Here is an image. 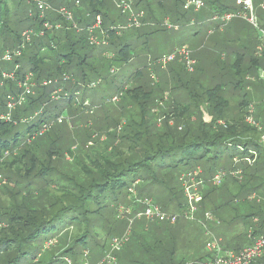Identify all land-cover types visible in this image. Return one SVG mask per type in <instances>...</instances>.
Listing matches in <instances>:
<instances>
[{
    "label": "trees",
    "instance_id": "obj_1",
    "mask_svg": "<svg viewBox=\"0 0 264 264\" xmlns=\"http://www.w3.org/2000/svg\"><path fill=\"white\" fill-rule=\"evenodd\" d=\"M46 1L53 7L65 6L71 9L74 20L81 28L87 27L96 16H100L102 27L109 33V46L103 49L90 46L86 31L76 33L72 29L68 30L67 24L52 13H47L43 19L39 18L36 8L25 0H0V115L7 114L8 97L17 94L16 81L21 80L26 73H31L37 84L34 87L35 93L28 97L25 104L11 112L9 120H0V174L9 185H13L4 186L0 191V195L4 192L5 195L2 196L13 200L12 205L7 207L0 203V264H22L30 254L31 244L42 236L48 238L40 249L31 251L32 260L54 250L56 253L52 254L47 264H55L61 257H69L73 264H80L78 258L83 259L84 251H104V245L99 246L97 243V228L106 229L107 225L110 224L111 227L113 223L114 226L122 224L123 231L125 230L126 221H118L116 216L119 204L123 203L128 209L136 205L128 189L135 190V186H138L137 197L153 201L156 198L162 203L159 206L166 210L173 204L171 196H175L171 189L172 183H176L182 172H189L197 167L201 169L206 184L213 187L205 199L215 201L211 213L216 224L223 226L227 222L220 217L222 206L219 201L224 200L225 207L230 204L255 203L258 213L245 217L249 219L246 239L251 243L249 231L253 235L262 234L264 145L261 138L264 136V105L257 107L243 102L237 117L225 118L227 102L219 96L217 89L201 95L194 94V98L188 97L187 101L181 99V102L169 97L164 101L165 90L156 94L152 87L159 82L161 86L168 84L160 79L159 70L153 69L156 83L147 70L139 68L131 74L129 80L119 85L117 82L120 75L110 74L113 67L123 72L130 61L141 60V56L146 61L145 65L149 59H157L159 56L147 53L151 47V38L180 30L191 33L192 37L199 35L201 30L196 31V26H188L191 21L198 23L213 15L236 12L240 8L235 6V0H202L204 9L198 14L184 11L182 0H170L174 8H166L163 0H133L135 11L144 13L141 21L145 25L139 29L122 30L120 33L114 29V20L107 16L108 2H112V7L116 10L114 2L117 0H80L81 8L73 7L71 0ZM14 3L16 9L11 15L10 7ZM178 7L183 14L178 13ZM259 11V28L264 31V11ZM165 19L172 25L179 26V31L162 27ZM45 21L51 24L61 23L63 27L60 30L45 31L42 37H33L25 46L21 57L12 63L1 61L6 51H12L20 45L23 31L39 32ZM248 40L251 46V40L254 39ZM255 40L258 43L255 55L259 56L261 41L257 32ZM106 52L113 56L111 60L105 57ZM255 60L253 64H257ZM16 65L19 67L15 70ZM183 69L180 64L175 69L172 64L167 67L168 75L179 84L171 85V95L188 89L190 81L183 78L182 73L186 72ZM14 70L16 81L5 82L2 74ZM63 76L70 80L61 83L62 95L57 102L51 101L53 88L43 87L41 84L45 80L60 81ZM109 79L115 81L111 96H101L102 105L93 104L94 94L89 91L97 87L91 89L90 85L100 81L99 86ZM114 95L118 96L116 106L111 102ZM88 99V107L83 106V102ZM161 101L164 103L159 106ZM204 104L206 108L208 106V116L212 119L209 125L201 120ZM95 106L102 111L106 110L103 113L106 122L115 124V128L121 125V132L115 141L117 145L97 158L86 155L84 151L68 150V154L72 156L70 159L74 171L67 172V175L50 166V160L58 154V149L53 151L49 145L42 156L35 155L37 145L40 146L43 138H48L51 144L50 138L54 140L58 131L34 137L41 124L63 117V112L67 118L72 119L81 118L84 111L91 116ZM250 106L254 108L253 120L256 127L244 122ZM222 117L228 123L224 127L217 126V119ZM158 119H161L160 123L157 122ZM66 120L68 121L64 119L60 125ZM169 120L173 121L172 125ZM180 123L182 128L178 126ZM42 159L44 164L40 162ZM218 172L225 173L224 180L213 186L208 181ZM47 174H53V182L45 180L49 177ZM32 188L37 193L28 194ZM43 189L47 191L42 192ZM18 192L19 197L15 198ZM124 195L129 197L130 202H124ZM219 196L221 198L217 199ZM258 197L261 198L260 201ZM202 198L204 201L203 196ZM164 224L167 225L168 222ZM153 226L155 229L150 231V228L143 225L142 234L148 231L150 236L155 233L159 236L162 229L157 228V225ZM49 240H54L55 244L45 250L44 245ZM252 264H264V255Z\"/></svg>",
    "mask_w": 264,
    "mask_h": 264
},
{
    "label": "rangeland",
    "instance_id": "obj_2",
    "mask_svg": "<svg viewBox=\"0 0 264 264\" xmlns=\"http://www.w3.org/2000/svg\"><path fill=\"white\" fill-rule=\"evenodd\" d=\"M163 1L165 2L164 4H166L165 5L166 8H170L172 6L174 8V5L173 3L171 4L170 0H163ZM262 2H263L262 0H257L254 5L258 19L260 13L259 5L264 4ZM15 4L16 3H14V5L10 7L9 14L13 12L15 8ZM235 6H237V8L238 7L240 8V5H238L237 0H235ZM108 8L109 10L107 12V16L114 20L116 27H122L124 25L123 24L124 16H122L118 11L114 10V8L112 7V2L110 3L108 2ZM177 9H178V13L183 14L180 7H178ZM185 15H190V14L185 13ZM260 23L261 22L259 19L258 21L259 27H260ZM211 27H202L200 34L195 37H192L191 33L182 30H180L179 32L166 33L162 37L159 36L160 37L159 39H161V41L159 40L158 43L155 42L156 46L154 45L153 47L148 49V52L147 51L145 52L154 55V57L160 56L161 54L164 53L168 54L172 52L174 49L180 47H183L191 52L192 57L195 59L197 64L195 66V72L193 74H186V72L184 71L182 73L183 78L185 80L187 79V81H190L187 85L188 88L187 90L178 91L179 95L182 97V101L183 99H186L184 101H187L188 97L194 98V94L201 95L202 93H205L206 91H209L211 89H217V93L219 94V96L223 97V99L227 102L226 105L227 111L224 116L225 118L237 117L238 112L240 111V105L243 102H249L251 104L256 105L257 107L263 106L264 83L262 81V71L264 69V56L255 55V53L258 52L256 48L258 43L255 40V37H256V32L259 34V31L256 30L250 24H248L246 21L241 19H234L227 27L222 29L213 30L214 28ZM232 31L241 32L242 37L246 36V38L249 37L250 39L251 38L254 39L251 40L252 41L251 46H249V40L244 41L242 37L239 36H236L235 38L234 35L232 34ZM106 54L111 55L110 53L108 54L107 52L104 55ZM140 58L141 60L138 61H130L124 68L123 72L113 67L115 73L112 75H116V76L120 75V77L118 78L119 82H117L118 85L121 82H125L129 80V77L131 76V74L135 72V70H137V68L143 71L144 70L148 71V68L146 69V66H148V64L145 65L146 61L142 59V56ZM250 59H252V61H250ZM254 60L255 62H257V64H253ZM178 65L179 64L175 62L172 64V67L175 69L177 68ZM155 69L159 70L158 67H154V70ZM3 80L5 82H9V81L14 82L9 79H3ZM114 82L109 79L101 83L99 86H97L96 89L89 91L90 93L94 94L93 100H95L94 101L95 103L93 104L98 106L102 105L103 100L101 99V96L105 94H109L111 96L110 92H111V88L113 87L112 85H114L113 84ZM170 85L177 86L179 84L178 81L175 80L171 82ZM162 86L161 83L159 82L157 85L152 87L154 88L155 90L154 92L156 94L164 92V90L165 92H168L170 90L168 85H165V88ZM83 103L84 105L85 104L89 105L90 104L89 99L85 100ZM117 104L118 102L114 103L115 106ZM205 104L202 105V109H203L202 112H204L203 115L201 116L202 121L204 118H207L206 115L208 116V110H207L208 106L206 108ZM105 111H106L105 109L102 111L101 109L95 106V109L92 111L94 112L93 115L90 116L88 115L89 112L84 111L82 112L81 115L82 117L78 119H72L71 117L67 118L66 113L63 112L62 115L63 118L68 119V121L66 120L67 122H65L63 125L54 126L51 130L47 132V134L51 131L52 133L53 132L55 133L58 129V131L53 137L54 140L50 138L51 144H49L50 142L48 141V138H43L44 140L40 142V146L37 145L38 150L37 153H35V155H37V157L42 156L44 154V150L48 149L49 145L52 146L53 151H57L58 149V154L50 160L51 163L50 166L54 167L55 170L59 171L60 173L67 175L66 174L67 172L70 173L74 171L72 166L73 162H71L72 156L68 154V150L73 152L84 151L83 153H85L86 155L90 154L91 157H95V158L105 153L107 149H110L113 146L117 145L115 141L118 140L119 137L118 135L121 132V130L120 131L117 130V127L121 126L120 124L115 128L114 127L115 124L108 123V121L106 122L105 120L106 116L103 115ZM108 111L109 110H107V113ZM110 113L112 112L110 111ZM88 116H90V119H87ZM209 118L211 121L212 120L211 117ZM210 121H203V123L209 125ZM218 122L226 125L228 123V120H224L223 117L217 119L216 121L217 126H218ZM178 126H181L182 128L181 123ZM20 130L22 131V129ZM112 137H114V139ZM91 143L92 145H89ZM66 156L70 157L71 159L67 161ZM40 162L42 164L45 163L44 159H42V161ZM1 176L3 177V175ZM47 176L49 177L45 180L47 182L49 181L53 182L54 180L53 174L52 175L47 174ZM178 178L179 176L177 177L176 183L175 182L172 183L171 189L174 193L173 195L175 196H171L173 198V204L170 207H168V209L166 210L162 209L160 207L162 203L159 202L158 199L153 197L154 201L152 200L155 205H157L160 209H162L164 213L170 216L172 215L176 216V214L183 215V207L185 204V200L182 194V187L178 181ZM223 180L224 179H222L221 182H223ZM1 185H0V191L3 190L2 187L4 186H8V187L13 186V185H9L5 179L1 183ZM135 187L134 188L136 192H138L137 189L138 186ZM212 188L213 187L209 186V184H206L201 187V194L204 197V201L196 211L195 221L189 222L182 218L177 220L178 223L177 226L181 223H186V225L190 227L187 228L191 233L190 236L189 235L188 237L184 236L185 238L180 237V235L176 233L178 232L177 228H170L171 231H175V232H168V230H164V232L159 233L158 237H154L153 235L150 236L148 231H146L145 234H142L143 225L150 228L153 224L144 219L136 220L135 224L138 225L134 224L132 229L130 228L129 239L127 240L122 250L120 251L121 253L119 252L116 254V258H117L116 264H150L151 262L155 264H180V262H182V260L187 257L186 254L190 255V253L187 251V248L189 246H193L200 253H203L204 243L208 240L206 237L207 235L204 233V229L203 231L201 230L203 233L200 234L197 228H192V227L194 225H198V227L202 229L200 224L202 222L198 221V219L202 218L198 216L199 215L198 211H200V209L204 208V212H209V209H213L212 205L215 201H208L209 199H205V197L208 198L209 196L208 193ZM229 189L232 190V188ZM46 191H47L46 189L42 190V192H46ZM27 193L28 194L37 193V190H35V188H32ZM220 193L221 192H218V194ZM2 195H5V193L3 192ZM2 195H0L1 205L6 207L12 205L13 200L11 199V197L2 196ZM124 196H125L124 202L125 203L130 202L129 197H127L126 195ZM17 197H19V192L17 193L15 198ZM219 198L221 197L219 196L217 199ZM260 199L261 198L258 197V201H260ZM219 203L220 206H222V209H220L222 214L221 216L220 215L219 216L222 218V220L227 221L223 225V227L228 230L229 234H232V237L229 241L233 242L235 240L233 243L234 245H232L231 247L233 251H235L236 248L241 246L243 241H245L246 239V233L249 226V219L245 217L246 216L248 217L251 214L258 213V210L255 207V203L230 204L229 207L228 206L225 207L224 200L221 202L219 201ZM117 207L118 209L120 207L127 209L126 205H124L123 203L119 204ZM141 208H142L141 205L131 206L129 208L130 215L132 214L134 215L137 212H140ZM161 223H167V222L162 221ZM109 225H107L108 228H106L108 231L105 228H97L95 230L97 231V237H96L97 243H99V246L104 245L103 246L104 251H99V252L97 251V255H100L102 253L104 254L107 251L110 243V238L112 236L113 237L120 236V234L123 232L124 228L122 224L121 225L117 224L118 226L117 225L114 226L115 224L112 223L113 226L111 227ZM215 225L216 224L214 222L208 223L207 224L208 230L211 231L212 226ZM136 226L138 228L135 231L134 229H136L135 228ZM165 229L167 228L165 227ZM133 234H136V236H133ZM108 235L110 236L108 237ZM145 235L147 237H145ZM46 238H48V236H42L39 237L37 240H35L31 244V251L40 249L42 243ZM56 250L57 249H55V251ZM31 251L30 254L22 261L23 262L22 264H47L48 261L52 258V254L54 255L56 253L54 252V250L53 251L49 250L48 252L43 253L39 259L34 261L30 258ZM103 254L100 255L99 259L94 264H97L100 261ZM82 255L83 258H85L84 255H86L87 256L86 259H87L89 257L88 250L84 251ZM78 259H79L78 262L82 264V261L84 260L82 258H78ZM87 261L89 260L87 259Z\"/></svg>",
    "mask_w": 264,
    "mask_h": 264
},
{
    "label": "built area",
    "instance_id": "obj_3",
    "mask_svg": "<svg viewBox=\"0 0 264 264\" xmlns=\"http://www.w3.org/2000/svg\"><path fill=\"white\" fill-rule=\"evenodd\" d=\"M73 2V6L78 8L80 5V0H71ZM255 0H237L238 5H240V9L236 12L224 13L221 15H213L206 22L210 23L211 28L222 29L225 28L228 24L231 23L234 19H241L246 21L248 24L253 26L256 30L259 31V38L261 41V46L259 48V56H264V31L258 26V18L256 15V10L254 6ZM26 3L34 6L38 12L39 18L43 19L47 13H52L58 16L63 23L67 24V29H72L76 33H80L86 31L87 33V41L90 46L95 48H106L108 46L109 33L102 27V20L100 16H96L92 23L85 28H81L78 26L76 21L74 20L73 11L65 6L61 7H53L46 0H25ZM182 9L187 12H192L194 14L199 13L204 9V3L202 0H182ZM114 6L116 10L125 17V24L122 27L114 28L117 33H120L122 30L129 29H139L145 24L141 21L144 17V13L142 11H135L133 8V0H117L114 2ZM259 9L264 11V4L259 5ZM151 25V24H149ZM201 25L200 23H194L191 21L188 26L193 27ZM152 26V25H151ZM167 30L179 31V26L172 25L168 20H164L161 25ZM61 23L51 24L45 21L42 24V29L39 32H34L33 30H25L21 34V43L20 45L13 49L12 51H6L1 61L6 63H12L14 60L19 59L22 55L25 46L31 42L33 37H42L45 31L49 30H60L62 29ZM212 30V31H213ZM211 31V32H212ZM106 58L112 59V55H105ZM177 62L180 64L184 70L188 74H192L195 71L196 61L192 57L190 51L186 50L183 47L176 48L172 52L168 54H164L159 56L155 60H148V71L150 73V78L156 83L157 78L154 75L153 69L154 67H158L160 70L166 69L171 64ZM18 65L15 66V70L18 69ZM14 71L12 72H4L2 74L3 79H9L12 81H16ZM114 69L110 70V74H114ZM70 79L67 76H63L61 80H45L42 82L41 86L43 87H52L53 92L51 96V101H57L62 95V86L61 83L68 82ZM262 81L264 82V69L262 71ZM100 81L92 83L90 85L91 89H94L98 86ZM37 84L34 82L33 75L31 73H26L21 80L16 81L17 94L15 96L8 97V102L6 105L7 114H1L0 120L10 119L11 112L21 105L25 104L28 100V97L34 94V87ZM167 100V96L164 97V101ZM118 101V96H113L111 98V102L115 103ZM164 101L159 102V106H162ZM83 106L88 107V104ZM156 113V110H153ZM253 106H250L248 109V114L245 116L244 122L247 125L256 127L257 124L253 120ZM207 118H204L203 121H210V118L206 115ZM161 119H158L157 122L160 123ZM64 122L63 117H56L54 120L45 122L41 124L35 134L34 137H38L48 132L55 124H62ZM173 121L169 120V124L172 125ZM219 126H223L218 122ZM118 131L121 130V127L117 128ZM262 143L264 145V136L261 138ZM89 145H92L89 144ZM66 160L69 161L70 157L66 156ZM248 163L250 161L246 160ZM225 177V173L218 172L215 173L212 179L208 182L213 186H217L220 181ZM4 181L3 177L0 174V185ZM178 181L182 187V194L185 200L184 204V213L183 217L189 221H195V214L202 203L203 198L201 194V187L206 184V181L202 178V171L200 168H196L189 172H182L179 175ZM131 197L134 199V204L141 205V211L136 214L130 215L129 209L119 208L117 211L116 219L118 221L125 220L127 225L125 230L120 234V236L113 237L110 239L109 247L107 251L103 254L102 258L97 264H116L117 258L116 254L119 253L127 240L130 237V228H132L133 223L136 220L144 219L148 222H158L162 221L173 223L176 219V216H170L164 213L157 205L153 203L150 198L146 197H137L136 191L133 188L128 189ZM252 199V198H251ZM204 221H202L201 226L204 229V233L209 236V240L205 245V249L210 253V258L204 262H193L186 264H252L254 261L260 259L264 255V231L260 235H253L252 231L248 232V238L251 243L248 247L238 251V252H223L221 242L219 239L213 237L210 231L207 228V224L213 220V216L210 213H205ZM55 241L49 240L45 243L44 249H48L54 246ZM84 261L82 264H88L86 255H84ZM55 264H73L72 260L69 257H61L56 260Z\"/></svg>",
    "mask_w": 264,
    "mask_h": 264
},
{
    "label": "crops",
    "instance_id": "obj_4",
    "mask_svg": "<svg viewBox=\"0 0 264 264\" xmlns=\"http://www.w3.org/2000/svg\"><path fill=\"white\" fill-rule=\"evenodd\" d=\"M165 20H167V19H165ZM207 21V20H206ZM206 21H202V22H198V24L200 23L201 25H197L196 27H195V30L197 31V30H202L201 28L202 27H211V24L210 23H204V22H206ZM235 29V28H234ZM232 30V29H231ZM232 34L234 35V37L236 38V36H239V37H242V35H241V32H237V31H232ZM244 36V35H243ZM160 37H162V36H160ZM159 36H157V37H154V38H151L150 39V46L151 47H153L154 45L156 46V44H155V42H159V40L161 41V39H159L160 38ZM242 39L245 41V40H248V39H250L249 37L248 38H246V36H244V37H242ZM158 45V44H157ZM150 47V48H151ZM164 54H167V53H164ZM164 54H161V55H164ZM160 55V56H161ZM155 75V74H154ZM159 76H160V79L162 78V81L164 82V83H167L168 82V86H169V88H171V85H170V83L171 82H173V81H175V80H173V77H171V75H168V71H167V68L166 69H164V70H160L159 69ZM165 77V78H164ZM173 80V81H172ZM167 81V82H166ZM165 87V86H164ZM169 94V95H168ZM164 96H167V100H168V97L170 98V99H174V100H176V99H178V100H180L181 101V99H182V97L179 95V93H178V91L176 92V93H173L172 95H171V90L169 91V92H166V93H164ZM183 97H184V94H183ZM186 98V97H185ZM184 100H186V99H183V101ZM210 117V116H209ZM199 206H201V205H199ZM211 210L212 209H209V212H204V208L203 209H200V211H198L199 212V215L198 216H200V217H202V218H200V219H198V221H204V218H203V216H204V214L205 213H210V214H212L211 213ZM185 211H184V207H183V213H184ZM204 212V213H203ZM217 212H215V214H216ZM219 214V213H218ZM177 215H179V214H176V219H175V221L173 222V223H170V222H168V224L166 225V224H164V223H161V224H153V225H157V228H160V229H162V231L161 232H164V230H168V232H175V231H171L170 230V228H177V230H178V232H176V233H178L179 235H180V237H183V238H185L184 236H187L188 237V235L190 236V232H189V230L187 229V228H190L188 225H186V223H181V224H179L178 226H177V220H179L180 218H182V219H184V220H186V221H189V220H187V219H185L184 217H183V215H179V216H177ZM213 215V214H212ZM172 216H175V215H172ZM190 222V221H189ZM212 222H214L215 224H216V220H215V218L213 217V220L211 221V222H209V223H212ZM156 223H158V222H156ZM134 224V223H133ZM151 226L150 227V231H153V229H155V226ZM222 225H224V224H222ZM145 226V225H144ZM195 226V227H194ZM192 228H197V230H198V232L200 233V234H202L203 232V227L201 226V228L202 229H200L199 227H198V225H194ZM132 227H133V225H132ZM165 227L167 228V229H165ZM132 229V228H131ZM136 230H137V227H136ZM202 230V231H201ZM160 232V233H161ZM210 233L213 235V237H215V238H217V239H219L220 240V242H221V246H222V251L223 252H227V251H231V252H238V251H240V250H242V249H244V248H246V247H248L249 246V244L250 243H248V241H247V239H245V241H243V243L241 244V246H239L238 248H236V250L235 251H233V249L231 248L232 247V245H234L233 243H234V241L232 242V241H229L230 239H231V237H232V234H229V232H228V230L226 229V228H224L223 226H221V224L219 225L218 223L215 225V226H212V229H211V231H210ZM157 233H155V234H151V235H153L154 237H157L158 235H156ZM231 235V236H230ZM145 237H147L146 235H145ZM207 237V239L209 240V236H206ZM208 240L204 243V247H203V253H200L197 249H195L193 246H189L188 248H187V251L190 253V255H188V254H186L187 255V257L186 258H184L183 260H182V262H180V264H186V263H193V262H198V261H207L209 258H210V253L205 249V245H206V243L208 242ZM121 253V252H120ZM89 257L87 258L89 261H87L88 263L90 262L91 264H94V263H96V261L99 259V257H100V255H97V252H90L89 253ZM208 256H209V258H208ZM89 263V264H90ZM150 264H155V263H153V262H151Z\"/></svg>",
    "mask_w": 264,
    "mask_h": 264
}]
</instances>
